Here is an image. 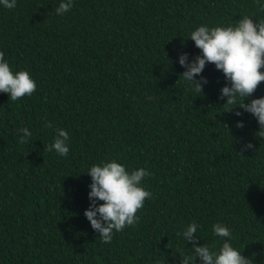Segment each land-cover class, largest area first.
I'll return each mask as SVG.
<instances>
[{"label":"trees","instance_id":"1","mask_svg":"<svg viewBox=\"0 0 264 264\" xmlns=\"http://www.w3.org/2000/svg\"><path fill=\"white\" fill-rule=\"evenodd\" d=\"M59 3L0 7V53L37 82L17 101L0 93V264H180L194 244L219 247L217 222L264 264L260 125L223 106L227 81L214 64L203 70L202 93L190 91L179 64L180 54L200 52L188 38L199 25L264 19L255 0H74L57 15ZM253 96H264V81ZM22 127L33 132L26 144L18 143ZM60 127L70 134L66 157L48 151ZM111 159L147 168L151 196L139 222L104 244L84 215V172ZM193 221L202 227L187 245L176 234Z\"/></svg>","mask_w":264,"mask_h":264},{"label":"clouds","instance_id":"2","mask_svg":"<svg viewBox=\"0 0 264 264\" xmlns=\"http://www.w3.org/2000/svg\"><path fill=\"white\" fill-rule=\"evenodd\" d=\"M258 11L264 12V0H255ZM17 0H0V7L14 9ZM74 6V0H60L55 8L57 15H64ZM200 52L194 58L189 53L179 55V64L185 68L183 77L193 93H202L207 78L202 75L206 64L212 63L222 71L227 83L220 91V98H227L223 105L239 106L244 112L252 114L260 125L258 136L264 137V96L255 97L261 81H264V19L257 16L253 19L248 14L242 15L238 23L227 26H210L201 24L189 33ZM199 77V79H198ZM37 88V82L28 70H16L10 66L4 54L0 53V93H7L9 100L17 101L31 96ZM246 98L250 100L245 103ZM149 100L153 99L148 97ZM235 108V107H234ZM226 110V111H227ZM237 116L243 115L237 111ZM45 127L51 129L53 124L47 122ZM244 121H237V127H243ZM33 136L28 127L19 130L18 143L26 144ZM70 134L60 127L55 129L53 142L48 151L61 157L70 152ZM251 148L249 143L245 146ZM90 175L89 207L84 215L91 227L99 233L101 242L108 244L116 233L139 222L137 212L143 208L146 198L151 196L143 184L150 172L145 167L128 170L127 166L117 159L102 160L93 164L84 172ZM100 201H103L100 203ZM201 225L195 221L188 223L176 235L187 245L197 239ZM212 234L222 240L219 247L216 243L193 245L192 252L180 251V264H253V259L245 257L232 243V231L220 222L211 226Z\"/></svg>","mask_w":264,"mask_h":264}]
</instances>
